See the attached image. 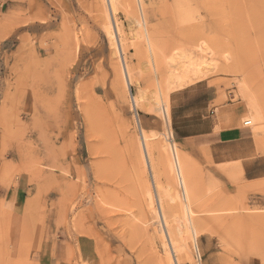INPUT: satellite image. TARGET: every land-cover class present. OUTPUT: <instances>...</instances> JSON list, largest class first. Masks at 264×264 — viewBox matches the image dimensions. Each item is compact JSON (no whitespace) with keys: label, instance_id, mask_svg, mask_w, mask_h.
I'll use <instances>...</instances> for the list:
<instances>
[{"label":"rangeland","instance_id":"obj_1","mask_svg":"<svg viewBox=\"0 0 264 264\" xmlns=\"http://www.w3.org/2000/svg\"><path fill=\"white\" fill-rule=\"evenodd\" d=\"M115 1L122 55L106 0H0V264H264V0ZM199 81L251 121L247 177L174 134L170 97Z\"/></svg>","mask_w":264,"mask_h":264},{"label":"crops","instance_id":"obj_2","mask_svg":"<svg viewBox=\"0 0 264 264\" xmlns=\"http://www.w3.org/2000/svg\"><path fill=\"white\" fill-rule=\"evenodd\" d=\"M202 82L204 81L189 85L171 95L173 132L180 139L183 148L192 156H197L199 161H204L203 151L210 152L216 165L240 159L243 174L247 177L250 169L246 155L252 149L249 130L243 123V118L230 111V106H212L215 92L209 84L198 85ZM229 147L235 148V154H222V150ZM242 150L248 151L245 154ZM81 246L83 255L87 250L82 244Z\"/></svg>","mask_w":264,"mask_h":264},{"label":"bare ground","instance_id":"obj_3","mask_svg":"<svg viewBox=\"0 0 264 264\" xmlns=\"http://www.w3.org/2000/svg\"><path fill=\"white\" fill-rule=\"evenodd\" d=\"M107 2V7H108V11H109V14H108V18L106 20H110V23L111 25H109V29H111V31L109 32V36L112 35V37H114L115 39V46L116 48H118V51L120 52V54L122 55V40H121V37L119 36L120 34V31H119V27L117 25V22L115 21V17H114V12H115V0H106ZM109 21H107V24H108ZM111 37V38H112ZM110 38V41L114 42V40H111ZM113 44V43H112ZM114 46V45H113ZM205 47V46H203ZM208 49V48H207ZM206 54V53H205ZM191 56V55H190ZM199 58L195 57V56H192L189 60V62H186L188 64L184 65V67L180 70V72H177L175 74H177L179 76L180 79H187L191 76H194V75H199L203 72H205L206 70L210 69L211 70V65L209 64V62L207 61L208 58L206 61L208 63L207 66L210 65V68L208 69H202L203 65H205L203 63L202 65V62H201V55L198 56ZM121 59V58H120ZM185 60V59H184ZM211 60V59H210ZM122 61H123V73L124 74L123 76L127 79V80H130V77H129V71H128V68L124 62V57L122 58ZM203 61V60H202ZM183 62V61H182ZM212 64V63H211ZM202 65V66H201ZM181 68V66H179ZM206 67V66H205ZM204 67V68H205ZM209 70V71H210ZM32 72V71H31ZM30 72V73H31ZM173 74V73H172ZM173 77V76H172ZM174 78V77H173ZM190 79V78H189ZM174 80H177L176 78H174ZM179 80V79H178ZM188 80V79H187ZM180 82V80H179ZM186 82V81H185ZM178 84V83H177ZM182 85V81L181 83H179ZM137 100L136 98H133L132 100V104H136ZM253 102V100H252ZM256 106V105H255ZM257 108V107H256ZM45 109H47V107H45ZM258 109V108H257ZM33 116V114H32ZM32 122L34 123V125H37V126H40L42 124H44L46 122V117L44 114H36L33 116L32 118ZM247 121H250V120H247ZM251 123V121H250ZM249 123V124H250ZM245 125H248L246 124V121L244 122ZM36 126V127H37ZM38 128V127H37ZM140 141H141V144H142V147H143V150H144V160H145V166L146 168L150 171V177H151V181H152V185H153V190H154V195L156 197V200H157V205H158V209H159V225L162 226V229L161 231L164 232L163 234L165 235L166 237V241H167V244H168V247L170 249V253L172 254V259H175L176 261L179 259L177 257V252L176 251H180L179 250V247L181 248V244L180 242L178 241V239L176 238V235H175V238H173V234H174V230H173V227L170 226V229L168 227V217L166 215V213L163 211V206H162V202H161V194H160V191H159V187L157 186V182H156V179H155V175H154V171H153V166H152V163H151V156H150V153H149V150H148V147H147V141H148V135L145 133L144 129L140 128ZM170 140V139H169ZM173 141V140H172ZM175 145V143H174ZM173 150L176 151V146L173 147ZM175 157H176V160H177V164H178V167L181 168V161L179 159V155H176L174 153ZM148 171V172H149ZM173 232V233H172ZM170 258V261H172V259ZM174 261V260H173Z\"/></svg>","mask_w":264,"mask_h":264},{"label":"built area","instance_id":"obj_4","mask_svg":"<svg viewBox=\"0 0 264 264\" xmlns=\"http://www.w3.org/2000/svg\"><path fill=\"white\" fill-rule=\"evenodd\" d=\"M250 123V121H246V124H249Z\"/></svg>","mask_w":264,"mask_h":264}]
</instances>
